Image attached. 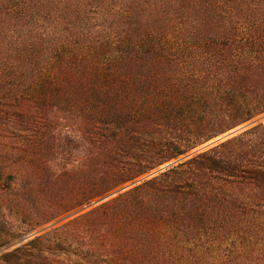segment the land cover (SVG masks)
Segmentation results:
<instances>
[{
    "label": "trees",
    "instance_id": "trees-1",
    "mask_svg": "<svg viewBox=\"0 0 264 264\" xmlns=\"http://www.w3.org/2000/svg\"><path fill=\"white\" fill-rule=\"evenodd\" d=\"M262 114L264 0H0V231L107 196L0 260L264 264Z\"/></svg>",
    "mask_w": 264,
    "mask_h": 264
},
{
    "label": "rangeland",
    "instance_id": "rangeland-1",
    "mask_svg": "<svg viewBox=\"0 0 264 264\" xmlns=\"http://www.w3.org/2000/svg\"><path fill=\"white\" fill-rule=\"evenodd\" d=\"M254 121L256 122H262L264 124V114H262L261 116H258ZM4 120H0V141L2 139H6L4 138L2 135L3 134H6V133H9V134H12L14 135L15 134V131L14 129L11 127V125L9 126V129L8 131H6V129H4V127L6 125H3ZM3 128V129H2ZM240 131V129H237V130H234L232 131L231 133H229L227 136H230V135H233V134H236ZM223 137H219V138H216L215 140H210L208 141L207 143L205 144H202L201 146L191 150L188 154H186L185 156H181L180 158H177L175 160H172L171 162L161 166V169H163L164 167L168 166V165H171V164H174L178 161H181V160H184L198 152H200L201 150L211 146L213 144L214 141H216L217 139H222ZM2 142V141H1ZM114 194V193H112ZM107 198V196L103 197V198H99L97 200H95L90 206H86V207H80L74 211H71L67 214H64L62 216H60L59 218H56L46 224H43V225H40L39 227H36L34 229H30L27 233H24L22 235L19 236V232H20V229L18 228H12L11 230L10 229H3L2 231H0V242H6L4 246L0 247V254L6 250H10L24 242H26L27 240H29L31 237L35 236V235H38V234H41V233H44L48 230H50L52 227L54 226H57L65 221H67L68 219L76 216L77 214H80L84 211H86L87 209H89L90 207L98 204L100 201L102 200H105ZM6 207V205H4ZM5 210V209H4ZM16 224V223H15ZM28 227V226H26ZM26 227H19V228H26ZM65 256H67L70 260H75V257L72 256V255H68L66 254ZM0 264H3V262L0 260Z\"/></svg>",
    "mask_w": 264,
    "mask_h": 264
}]
</instances>
